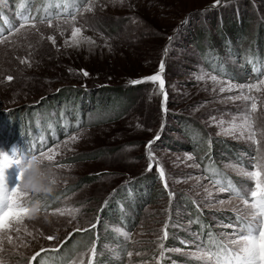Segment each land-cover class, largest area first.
<instances>
[{
	"label": "rangeland",
	"instance_id": "rangeland-1",
	"mask_svg": "<svg viewBox=\"0 0 264 264\" xmlns=\"http://www.w3.org/2000/svg\"><path fill=\"white\" fill-rule=\"evenodd\" d=\"M46 2L0 0V35L6 38L0 43V152L11 155L13 149L38 151L41 144H59V155L51 163L66 167H53L59 178L55 190L33 197L41 202V212L23 221V243L14 231L10 233L13 240L3 242L0 264H28L37 252V264H68L93 240L97 252L93 264H202L190 253L197 245L214 248L210 235L234 238L239 229L229 225L238 224V212L242 216L248 210L241 201L230 200L228 192L216 190L214 178L207 173L213 163L209 159L214 157L222 178L251 187L250 178L230 165L250 169L257 156L258 145L252 140L222 128L245 111L254 120L258 139V130L264 127V88L253 90L257 109L252 111L251 101L228 99L240 89L220 92L216 84L214 90L209 76L237 84L261 78L264 0H221L215 7L213 0H95L94 10L82 13L87 22L82 31L95 40L91 48L64 44L72 24L63 25V19V35L55 27L56 20L52 27L38 23L39 31L25 24L19 33L9 34L22 23V15L30 13L37 21L45 15ZM74 23L80 26L84 21L78 16ZM50 35L56 45L48 40ZM161 59L166 102L152 93L151 83H129L157 71ZM80 69L89 75L85 77ZM202 73L209 76L198 80ZM7 75L14 79L7 81ZM165 103L167 112L162 110ZM157 133L155 157L175 193L171 199L155 162L153 171H146L145 144ZM194 133L199 134L196 139ZM72 134H79L78 139L65 146ZM18 137L25 142L14 143ZM18 174L16 165L5 170L10 189L18 183ZM134 177L132 184L108 200ZM221 199L223 205L218 203ZM138 203L137 214H132ZM66 205L80 208L71 223L70 216L52 211ZM96 217L95 229L73 231L86 221L96 223ZM199 218L201 227L195 225ZM165 224L168 236L161 241L158 237L163 236ZM117 228L130 236L125 239ZM48 235L55 238L48 240ZM161 242L163 249L158 247ZM41 248L47 252H40ZM84 259L86 264L87 256Z\"/></svg>",
	"mask_w": 264,
	"mask_h": 264
},
{
	"label": "snow or ice",
	"instance_id": "snow-or-ice-1",
	"mask_svg": "<svg viewBox=\"0 0 264 264\" xmlns=\"http://www.w3.org/2000/svg\"><path fill=\"white\" fill-rule=\"evenodd\" d=\"M117 2L123 3V0H117ZM221 0H213V7L219 5ZM96 6L95 0H47L43 6L45 15L41 16L37 21L35 16H32L30 13L27 15H22V23L19 24V27L9 30V34L12 31L17 33L25 27V24H31V27L36 31H39L37 24H47V26L52 27L53 21L56 20V29L60 32L61 35L64 34L65 28L60 23L63 19V25L71 26L70 37L66 38L64 44L72 47H80L82 45H87L89 48L95 45V40L92 36L85 35L83 33V28L87 24L82 13L91 12ZM103 7V5H101ZM78 16L84 23L80 26H75V23L78 19ZM91 27V25H87ZM95 31V29H93ZM42 35V34H41ZM48 40L52 42L53 45H56V39L54 36H48ZM168 40L171 41L172 37L169 36ZM6 42V38L3 35H0V43ZM31 47V45H29ZM164 54L167 55V48L164 50ZM250 61L251 56L248 58ZM21 63H25L24 59H21ZM30 66V65H29ZM85 77L89 75L87 70L80 69ZM165 72V62L161 59L158 70L152 74L144 75L138 79H132L129 83L133 86L141 85L145 83H151L154 85L152 88L153 94L161 95L163 101H167V91H166V81L164 77ZM206 76H209L208 73H202L197 76L198 80H204ZM261 78H258L255 82L237 84L233 83L231 80L223 82L220 77L217 75H210L209 78L213 81L214 90L215 85L219 84V91L225 92L232 91V89H240L238 95H233L228 97V99H243L245 101H251L250 108L252 111L257 109V99L252 95L253 90L260 91L264 88V72L260 74ZM7 81H12L14 78L12 75H7L5 77ZM247 90L245 92L244 90ZM162 110L167 112L166 103L162 106ZM238 121V122H237ZM79 123V121H78ZM223 121H220V124L223 125ZM151 131V129H149ZM222 131L228 134H234L239 132L241 137H246L247 139L252 140L257 147V156L255 158V163L252 164L250 169H245L243 166L230 165L233 170L237 171L240 175L250 178L251 187L247 185L237 186L232 183L231 180L228 183L222 184L220 179H214L215 185H217L218 192H228L230 194L229 199H235L241 201L245 206H247V211L241 216L238 212L237 219L239 221L236 225H229V227L238 228L239 231L234 234V238L229 239H217L214 236H209V241L214 245V248L196 246V250L192 251L190 255L194 258L202 261V264H264V127L260 128L259 135L260 138H257V129L254 127V120L251 117V114L247 111L242 113L238 118L234 117L229 123L227 129ZM247 133V136H246ZM198 133H194L193 139L198 137ZM79 134H72L65 140L63 143L67 146L68 141H75L78 139ZM159 133L154 136L152 139L148 140L145 144V155L147 158V167L146 171H153L154 162L156 164V171L158 172L159 179L163 183V187L167 192L169 199H171L175 193L170 190L168 180L166 178L165 168L160 164L159 160L155 157V149L153 147L154 142L159 140ZM60 145L56 144L54 147H48L47 150H44L43 144H41L38 151H33L29 147L28 156L19 155L15 149H13L12 154L9 155L6 153L5 160L6 163H0V251L3 250V242L7 240L9 244L12 243L13 236L11 232H15L16 239L23 243V237L21 235V226L25 218L34 219L28 214L27 205L34 201L33 197L36 193H30L23 191L21 189L22 178H23V167L22 162L26 163L28 159L35 155L39 156L43 161L50 162L48 165L53 168H63L66 165L51 162L55 161L57 155H59ZM189 159L194 157L191 154H187ZM16 165L19 168V174L17 176L18 183L13 188H9L5 182V169ZM195 167H199V164H194ZM214 175L217 174V170L214 168L207 169ZM57 176L56 173H54ZM58 177V176H57ZM115 191V190H114ZM208 196L212 195V192L205 188ZM27 198V199H25ZM195 202V201H194ZM107 203V201H105ZM219 204L223 205L225 200H219ZM53 213L59 214L60 216H70L71 220L69 223L77 219V214L80 212V208L66 205L64 207H56L53 210ZM36 218V217H35ZM45 220H47V215H45ZM99 222V217H96V223L92 221H86L84 226H77L73 229L76 232H84L89 228L95 229L96 224ZM78 224V221H77ZM167 224L164 225L163 236L158 237L159 240L167 238L168 233L166 231ZM24 231H27L26 227ZM116 231L122 232L125 239L130 236L129 232H123L122 229L117 228ZM30 236L31 233L29 232ZM71 235V233H69ZM55 237L53 235H48L47 239L52 240ZM184 243L192 244L194 241H184ZM56 248L59 245L54 246ZM158 247L160 249L164 248L163 243L161 242ZM179 251V249H176ZM40 252L46 251V249L41 248ZM96 240H93L91 245L85 250L77 254V256L68 261V264H85V256H87L86 264H93V259L96 256ZM36 255H39V252L34 253L32 257L29 258L28 264H31V260L35 259ZM119 255V253H117ZM127 255L131 257L133 253L131 251L127 252ZM139 255V253H137ZM164 255L163 251L160 252V256Z\"/></svg>",
	"mask_w": 264,
	"mask_h": 264
},
{
	"label": "clouds",
	"instance_id": "clouds-1",
	"mask_svg": "<svg viewBox=\"0 0 264 264\" xmlns=\"http://www.w3.org/2000/svg\"><path fill=\"white\" fill-rule=\"evenodd\" d=\"M5 156L6 153L0 152V163H6ZM22 167L23 178L21 189L23 191L36 194H50L55 190L59 178L54 175V169L39 156H31L26 163L22 162ZM27 207L28 214L35 218L41 212L42 204L40 201H32Z\"/></svg>",
	"mask_w": 264,
	"mask_h": 264
},
{
	"label": "trees",
	"instance_id": "trees-1",
	"mask_svg": "<svg viewBox=\"0 0 264 264\" xmlns=\"http://www.w3.org/2000/svg\"><path fill=\"white\" fill-rule=\"evenodd\" d=\"M231 26H232V29H231V30L233 31V32H231V34H232L231 36H233V40H235L236 36H235V33H234L235 30H234V27H233V25H232V22H231ZM219 31H220V29H219ZM222 44H223V46H224V43H222ZM229 47H230V45L227 44V49H226V50H228ZM224 53H225V52H224ZM221 57H222V54H221ZM18 130H19V129H18ZM17 140H18V141H17V142H14V143L25 142V140H24L23 138L20 140V138L18 137ZM211 156H212V154H211ZM213 156H214V153H213ZM213 158H214V157H213ZM213 158L211 157V158L209 159V161L212 160V162H213V163H211L210 166H211L212 168H214V169L217 170V172H218L217 174H218V175L215 177L214 175L210 174L208 170H207V173L210 174V177H212V178H214V179H221V178H220V174H221V173H219V171H220V170H219V167H217V165L215 164ZM211 167H210V168H211ZM149 191H150V190H149ZM149 191H148V192H149ZM200 219H201V218H199V220H197V221L195 222V225L198 224V225L200 226V222H199V221H203V220H200ZM205 225H206V223H205ZM200 227H201V226H200ZM207 229H208V227H207ZM208 230H209V229H208ZM208 230H206V231L204 232V234H205V233H206V235L209 234V233H208ZM209 231H210V230H209ZM152 251H153L152 253H156V252H157V251L155 252V248H153ZM46 252H47V251H46ZM50 253H53V252H50ZM150 257H151V254L149 255V257H148V255H147V256H146V259H147V260H151Z\"/></svg>",
	"mask_w": 264,
	"mask_h": 264
},
{
	"label": "water",
	"instance_id": "water-1",
	"mask_svg": "<svg viewBox=\"0 0 264 264\" xmlns=\"http://www.w3.org/2000/svg\"><path fill=\"white\" fill-rule=\"evenodd\" d=\"M42 100H43V99H42ZM47 144H48V143H47ZM47 144L44 143V145H43L44 148L49 147V146L51 145L50 142H49L48 145H47ZM211 168H212V167H211ZM209 173L212 174V175H214V174L211 173L210 171H209ZM217 173H218V172H217ZM217 175H218V174H215L214 176L216 177ZM220 178H221V176H220ZM134 179H137V177H134L133 179H130L128 182L123 183L122 185H120L115 191H113L112 194H110V195L108 196V200L111 199L113 195L117 194V192H119L123 187H125L124 185L132 184V183L135 181ZM223 181L226 182V179L224 178ZM140 206H141L140 203H138L137 206H136V208H135V211H134L132 214H134V213L137 214V211H138V209H139Z\"/></svg>",
	"mask_w": 264,
	"mask_h": 264
}]
</instances>
